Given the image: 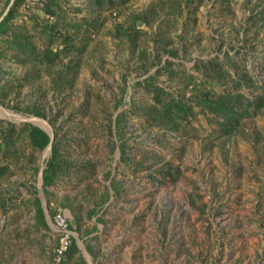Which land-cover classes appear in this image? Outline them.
Segmentation results:
<instances>
[{
    "label": "rangeland",
    "instance_id": "rangeland-1",
    "mask_svg": "<svg viewBox=\"0 0 264 264\" xmlns=\"http://www.w3.org/2000/svg\"><path fill=\"white\" fill-rule=\"evenodd\" d=\"M5 16L0 264H55L60 208L63 264H264V0H0ZM207 92L241 96L232 134ZM180 94L176 115L155 100Z\"/></svg>",
    "mask_w": 264,
    "mask_h": 264
},
{
    "label": "trees",
    "instance_id": "trees-1",
    "mask_svg": "<svg viewBox=\"0 0 264 264\" xmlns=\"http://www.w3.org/2000/svg\"><path fill=\"white\" fill-rule=\"evenodd\" d=\"M7 21H8V16H5L1 20L0 28L2 29V31H4ZM216 73H218L216 77L217 81L225 79L226 74H224L222 70H219V72L212 71L211 74H209L207 71L206 76H208V78L210 79L215 78L214 74L216 75ZM238 86L239 84L236 85V87ZM203 97L205 98V99L203 98L204 99L203 107L209 109L210 113H216L217 111L219 113L224 114L225 122H223V125L225 128V133L232 134L233 132H235L234 128L239 124L240 118L238 116L239 113L233 112V111H235V108L239 107L241 96L230 95V93L214 96V95H211L210 92H207ZM183 98L184 97L180 94L176 100L175 99L169 100L166 103H162V101H160V99L157 97L155 98V100L157 101V103L160 102L162 106H164V113H166L167 115L168 114L176 115L175 113H178L184 107ZM253 104L258 109L264 108V96L259 97L255 102H253ZM232 113H236V115H232ZM30 139H31L32 144L39 149H45L51 142V137L45 131H43L42 129L38 127L32 128L31 133H30ZM55 155H56V150H54L53 152V157H55ZM53 175H54V167L52 166V163L50 162V164L48 165V168H46L43 171V175H42L45 186L51 185L52 180H53ZM36 210H37L38 222L45 225L46 222H45V218L43 215V210L39 202L36 205ZM76 249H77V243L75 239H73L72 245L68 251V256L72 255Z\"/></svg>",
    "mask_w": 264,
    "mask_h": 264
},
{
    "label": "built area",
    "instance_id": "built-area-1",
    "mask_svg": "<svg viewBox=\"0 0 264 264\" xmlns=\"http://www.w3.org/2000/svg\"><path fill=\"white\" fill-rule=\"evenodd\" d=\"M55 232L58 236V244L53 252L55 264H63L68 251L72 245L74 233L70 228L68 216L64 209H58L52 221Z\"/></svg>",
    "mask_w": 264,
    "mask_h": 264
},
{
    "label": "water",
    "instance_id": "water-1",
    "mask_svg": "<svg viewBox=\"0 0 264 264\" xmlns=\"http://www.w3.org/2000/svg\"><path fill=\"white\" fill-rule=\"evenodd\" d=\"M48 135H49V134H48ZM52 141H53V140H52V138H51V142H52ZM51 142H50V143H51Z\"/></svg>",
    "mask_w": 264,
    "mask_h": 264
},
{
    "label": "crops",
    "instance_id": "crops-1",
    "mask_svg": "<svg viewBox=\"0 0 264 264\" xmlns=\"http://www.w3.org/2000/svg\"><path fill=\"white\" fill-rule=\"evenodd\" d=\"M74 239V238H73ZM76 241V240H75ZM76 243H77V241H76ZM68 255V254H67Z\"/></svg>",
    "mask_w": 264,
    "mask_h": 264
}]
</instances>
